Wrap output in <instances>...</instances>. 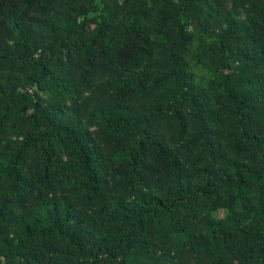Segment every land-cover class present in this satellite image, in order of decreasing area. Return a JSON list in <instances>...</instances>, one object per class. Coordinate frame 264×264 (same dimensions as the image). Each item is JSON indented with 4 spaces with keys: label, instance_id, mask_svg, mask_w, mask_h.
Returning <instances> with one entry per match:
<instances>
[{
    "label": "trees",
    "instance_id": "obj_1",
    "mask_svg": "<svg viewBox=\"0 0 264 264\" xmlns=\"http://www.w3.org/2000/svg\"><path fill=\"white\" fill-rule=\"evenodd\" d=\"M0 264H264V0H0Z\"/></svg>",
    "mask_w": 264,
    "mask_h": 264
}]
</instances>
